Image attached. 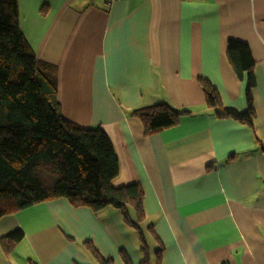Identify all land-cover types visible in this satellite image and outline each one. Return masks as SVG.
Wrapping results in <instances>:
<instances>
[{"label": "crops", "instance_id": "1", "mask_svg": "<svg viewBox=\"0 0 264 264\" xmlns=\"http://www.w3.org/2000/svg\"><path fill=\"white\" fill-rule=\"evenodd\" d=\"M17 2L30 49L55 68L62 116L106 134L112 186L141 187L145 221L140 234L114 208L38 204L0 219V239L23 235L8 255L0 246V264H123L122 253L141 264L140 235L149 264H264V0ZM229 40L254 62V128L218 117L198 82L223 108L247 110ZM161 104L187 114L145 135L134 111Z\"/></svg>", "mask_w": 264, "mask_h": 264}, {"label": "trees", "instance_id": "2", "mask_svg": "<svg viewBox=\"0 0 264 264\" xmlns=\"http://www.w3.org/2000/svg\"><path fill=\"white\" fill-rule=\"evenodd\" d=\"M226 57L239 79L246 75L247 110L238 113L223 108L217 91L205 79H198L206 105L220 118L254 128V62L249 48L229 40ZM186 114L167 104L134 111L145 135L176 126ZM118 172V160L106 134L101 129H84L62 116L55 68L39 61L22 35L17 0H0V219L66 199L75 208L93 212L114 208L127 227L141 234L145 221L142 189L137 184L114 188L112 181ZM22 237L20 231L14 232L0 239V246L8 249V255L9 247ZM140 241L145 257L141 264H149L142 235ZM122 258L123 264H131L124 253Z\"/></svg>", "mask_w": 264, "mask_h": 264}, {"label": "built area", "instance_id": "3", "mask_svg": "<svg viewBox=\"0 0 264 264\" xmlns=\"http://www.w3.org/2000/svg\"><path fill=\"white\" fill-rule=\"evenodd\" d=\"M116 1H118V0H106V5L108 6V7H110L114 2H116Z\"/></svg>", "mask_w": 264, "mask_h": 264}]
</instances>
